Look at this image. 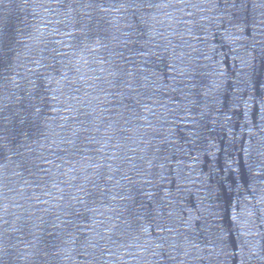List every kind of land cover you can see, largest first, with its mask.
Segmentation results:
<instances>
[{
    "label": "water",
    "instance_id": "obj_1",
    "mask_svg": "<svg viewBox=\"0 0 264 264\" xmlns=\"http://www.w3.org/2000/svg\"><path fill=\"white\" fill-rule=\"evenodd\" d=\"M0 264H264V0H0Z\"/></svg>",
    "mask_w": 264,
    "mask_h": 264
}]
</instances>
